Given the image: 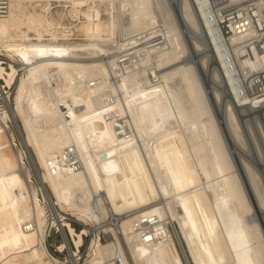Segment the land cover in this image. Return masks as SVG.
I'll use <instances>...</instances> for the list:
<instances>
[{"label": "bare ground", "instance_id": "obj_1", "mask_svg": "<svg viewBox=\"0 0 264 264\" xmlns=\"http://www.w3.org/2000/svg\"><path fill=\"white\" fill-rule=\"evenodd\" d=\"M177 2L175 8L171 0H10L0 17V53L25 67L11 105L3 89L17 68L0 62V264H79L63 226L76 247L86 229L75 233L57 217L58 207L88 225L106 220L90 239L84 264H129L119 235L134 264L144 257L184 264L168 227L173 221L194 264H264V221L250 216L213 100L244 150L240 116L255 113L264 140V105L240 95L204 2ZM183 23L200 50V70L188 58ZM229 40L240 76L264 68V53L247 46L246 36ZM201 70L214 81V95ZM9 122L23 146H16ZM103 143L105 151L98 147ZM173 144L182 146L174 155L191 170V189L176 174L180 189L173 184V190L165 176L171 166L159 165L171 162ZM250 161L242 157L264 208V182ZM49 220L64 237L58 249L69 247L66 260L47 250Z\"/></svg>", "mask_w": 264, "mask_h": 264}, {"label": "rangeland", "instance_id": "obj_2", "mask_svg": "<svg viewBox=\"0 0 264 264\" xmlns=\"http://www.w3.org/2000/svg\"><path fill=\"white\" fill-rule=\"evenodd\" d=\"M178 0H171V2H172V4H173V6L175 7V8H177V5H178V2H177ZM177 3V4H176ZM186 24H184L183 23V25L181 26V29H182V32H183V34L185 35V37H187L186 39L189 41V43L191 44V49L192 50H190V53L189 54H191L192 53V59L195 61V66L200 70V65H201V62H200V50H198L197 48H194V45L192 44L193 43V39L190 37V34L191 33H189V30L187 29L188 28V26H185ZM186 27V28H185ZM197 49V50H196ZM188 58H190V57H188ZM0 62H1V64L5 67V69H9V65L10 64H12V65H14L16 68H17V75H16V78H15V80H14V82L10 85V86H6V88H4L3 89V91L4 90H7L8 91V95H9V98H10V103H11V105L13 104V97H14V94H15V90H16V83H17V77L18 76H20L22 73H23V71H24V67H25V63L23 62V61H21V60H19V59H12L11 57H9L8 55H6V54H4V53H0ZM198 62V63H197ZM197 63V64H196ZM199 64V65H198ZM202 68V67H201ZM203 70V69H202ZM201 70V78L203 79V81H204V85H205V87L207 88L208 87V90H209V92L212 94V95H214V81H212V80H210V78L208 77L209 75L208 74H206V73H204V71H202ZM71 76V75H70ZM204 77V78H203ZM206 81V82H205ZM213 83V85H211ZM0 84H1V86L2 85H4V82H3V79L1 78L0 79ZM207 85V86H206ZM213 88H212V87ZM213 101H215V104H214V107H213V111H214V113L216 114L215 116H216V118H217V120H218V123H219V125H220V127L222 126L223 127V129H222V127H221V129H222V132H223V134L225 135L226 133L228 134V136H226L225 135V139H226V142H227V145L229 146L228 148H229V151H231V155L233 156V160L235 161V164H236V167H237V169L239 168V174H240V178H241V180H243L242 181V184H243V188H244V190H245V192L247 193V197H248V200H249V202H250V204H251V213L253 214V215H250L251 217L253 216V217H255L257 220H263L264 221V208H259L260 206H259V204H258V201H257V199H256V196H255V194H254V192H253V189H252V186H251V184H250V181H249V179H248V176H247V174H246V171H245V168H244V164H243V162H242V157H245V158H247L250 162H252L251 164L255 167V169H256V172L258 173V175L261 177V179L263 180V182H264V140L262 139V138H260V135H258L259 134V129H258V126H257V123H256V118L255 117H253L254 116V114L252 115L251 113H249V114H247V115H245L244 116V120L242 119L243 117L242 116H240V119H239V123H240V126H241V128L243 129V131L245 132V139L247 140V149L246 150H244V149H242V148H240L239 147V145H238V143L232 138V136L230 135L229 136V131L228 130H226V125L224 126V124H226V119H225V116H224V114H223V112L224 111H222V109L220 108V104L219 103H217V100H216V98H215V95H214V100ZM217 109V110H216ZM222 112H221V111ZM249 115V116H248ZM249 117V118H248ZM246 120H247V123H246ZM241 121L243 122V123H241ZM250 121V122H249ZM222 122V123H221ZM253 122H255V124H256V126H254L255 124L253 123ZM224 123V124H223ZM245 123V124H244ZM249 123V124H248ZM9 124H10V128L14 131V134H15V138H16V146L17 147H21V146H23L22 144V141L20 140V138H19V135H18V132H17V130L15 129V126L12 124V123H10L9 122ZM222 124V125H221ZM244 126V127H243ZM249 127H251L254 131V136H255V139H254V137H252V133H251V131L249 132ZM256 128H257V130H256ZM228 129V128H227ZM246 130V131H245ZM258 132H256V131ZM229 132V133H228ZM256 132V133H255ZM227 137H228V139H227ZM256 140V141H255ZM105 144L103 143L102 144V146L101 145H98V147H101L99 150H103V151H105L106 150V148H104V147H106V146H104ZM178 144H173L171 147H170V149L169 150H171L170 152V156H171V162L168 160L167 161V163H166V161L164 162V163H162V162H160L159 163V165L160 166H162L163 167V164H167L168 166H173V165H175V162H173L172 160H174V161H176V165L175 166H173L172 168L170 167V171H168V170H164L165 171V176H166V179L170 182L169 183V185L171 186V187H173L172 189L174 190H177V189H180L179 188V182H177L176 180L175 181H173V176H175L176 177V174H177V177L176 178H182L186 183V186L188 185V187H187V190H188V188L189 187H191V188H193V186H195L194 185V183H193V181L191 180V176L189 175H187V171L189 172V171H191V170H189V168L187 169V166H185V165H183L182 166V164L181 163H179L181 166V168H179V164H178V162H177V158H178V156H179V153H183V150L182 149H179L180 147H182V146H180V145H178V148L176 147ZM176 147V148H175ZM249 147V148H248ZM173 150V151H172ZM248 150V151H247ZM179 153H178V152ZM173 153V154H172ZM174 154H177L176 156H177V158H176V156L174 155ZM242 157H241V156ZM244 155V156H243ZM173 156V157H172ZM26 160V164H27V166H29V168H30V171H31V175H32V183H34L35 185H39V180H38V177H37V173L35 172V170H34V168H33V166L31 165V163H30V161H29V159L28 158H26L25 159ZM169 162V163H168ZM173 162V163H172ZM162 163V164H161ZM164 165V166H165ZM177 169H176V168ZM175 168V169H174ZM183 168V169H182ZM240 168H241V173H240ZM172 169V170H171ZM178 169H179V171H178ZM181 169V170H180ZM185 172H184V171ZM173 171H174V173H173ZM180 172V173H179ZM183 172H184V174H183ZM183 177H182V176ZM178 176H180V177H178ZM187 178H186V177ZM174 177V178H175ZM185 178H186V180H185ZM172 179V180H171ZM190 180V181H189ZM189 181V182H188ZM174 182V183H173ZM177 182V183H176ZM187 182H188V184H187ZM173 184H174V186L177 188H175L174 186H173ZM178 187H177V186ZM191 188H189V189H191ZM96 192H101V190L98 188L97 189V191ZM40 197H42L41 196V194H40ZM106 205H108V203L106 202ZM257 208H259V209H257ZM58 213H57V217L60 219V215L62 216V217H64V219L69 223V221H71V220H73L74 221V223H75V225L77 226V228L79 227H83V228H85L86 229V232L85 233H87V235H86V237H83V235H82V242H81V247L79 248V247H76L75 246V244H74V239H73V236H71V238H72V243H73V250L74 251H76V248L78 249L79 248V252L82 254V259L80 260V262H78V263H80V264H84V262L86 261V259H87V257H88V245H89V242H90V239L94 236V234L99 230V229H101V228H103L102 227V225H103V223L105 224L106 222V220H104V221H101V222H99V223H96V222H94V223H92V225H88V224H85L83 221H81V220H79L75 215H73V214H71V212L69 211V210H61L59 207H58ZM261 209V210H260ZM263 209V210H262ZM258 212V213H257ZM255 215V216H254ZM48 222H50L51 223V220H49ZM170 223V224H169ZM168 223V227H169V229H170V231L174 234V240H175V244H176V247H177V250H178V253H179V255H180V257H181V259H182V261L184 262V264H194L193 263V261H192V257H191V255H190V253L188 252V248H187V244H186V242L184 241V239H180V238H178L177 237V232H179V226H178V223H177V221H173V222H169ZM71 225V224H70ZM66 226V225H65ZM72 226V225H71ZM115 226H116V223H115ZM54 227V226H53ZM67 227V226H66ZM55 228V227H54ZM72 228H73V226H72ZM82 228V229H83ZM74 229V228H73ZM75 230V229H74ZM82 231V230H81ZM81 231H79V230H75V233L76 232H81ZM63 237V235L61 234V232H57V233H55V235H54V238H55V240H56V242L58 243V242H60L61 240V242H63L64 241V237H63V239H62V237ZM181 237H182V235H181ZM119 239H120V242H121V244H122V246H123V249H124V251H125V255H126V257H127V259H128V261H129V264H134V262H133V260H132V258H131V256H130V253H129V251H128V249H127V247H126V245H125V242H124V240H123V236L122 235H119ZM48 241H50V240H48ZM60 242V243H61ZM59 243V244H60ZM58 244V245H59ZM79 245V246H80ZM65 247H67L68 248V254H69V247L68 246H65ZM68 256V255H67ZM144 258H145V261H144ZM144 258H141L142 260L140 261L139 260V263L140 264H151L152 262H151V260H150V258H147V257H144ZM189 261V262H188ZM147 262V263H146ZM98 263V261L96 262V264Z\"/></svg>", "mask_w": 264, "mask_h": 264}, {"label": "built area", "instance_id": "obj_3", "mask_svg": "<svg viewBox=\"0 0 264 264\" xmlns=\"http://www.w3.org/2000/svg\"><path fill=\"white\" fill-rule=\"evenodd\" d=\"M202 1L204 2L203 6L209 24L218 38V43L222 47L225 58L228 59L230 68L234 69L240 95L253 100L258 105H264V68L259 71H248L245 76H240L235 66L234 52L229 40L233 34L244 35L247 37V46H251L258 52L264 53V0H246L239 4H230L229 0ZM9 2L10 0H0V17L7 14ZM191 55L192 53L190 54V58L192 59ZM69 224L76 231H81L83 228H77L73 220L69 221ZM136 227L142 229L139 225H136ZM57 232H61V230L54 228L48 222L44 242L51 255L61 260H66V256L69 255L68 248L58 249V244L62 240L58 243L56 242L54 235ZM63 232L71 250L74 246L66 226H63ZM86 235L87 233H84L83 237H86ZM79 248H76L78 262L82 259ZM67 264H70V262L67 261ZM115 264H119V262Z\"/></svg>", "mask_w": 264, "mask_h": 264}]
</instances>
